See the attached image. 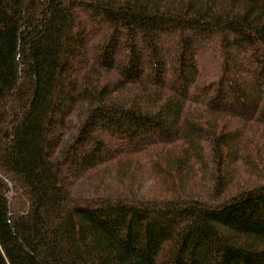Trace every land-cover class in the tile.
Wrapping results in <instances>:
<instances>
[{
	"label": "trees",
	"instance_id": "1",
	"mask_svg": "<svg viewBox=\"0 0 264 264\" xmlns=\"http://www.w3.org/2000/svg\"><path fill=\"white\" fill-rule=\"evenodd\" d=\"M0 264H264V0H0Z\"/></svg>",
	"mask_w": 264,
	"mask_h": 264
},
{
	"label": "rangeland",
	"instance_id": "2",
	"mask_svg": "<svg viewBox=\"0 0 264 264\" xmlns=\"http://www.w3.org/2000/svg\"><path fill=\"white\" fill-rule=\"evenodd\" d=\"M109 145H112V143H109ZM150 184H151V178L150 176L147 175L146 177L143 178L142 183H141V185L143 186L142 192H146Z\"/></svg>",
	"mask_w": 264,
	"mask_h": 264
}]
</instances>
